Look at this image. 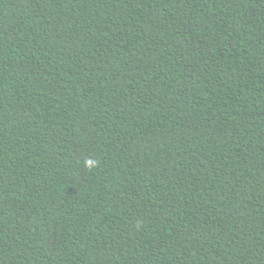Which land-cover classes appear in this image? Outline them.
Listing matches in <instances>:
<instances>
[{
  "label": "trees",
  "instance_id": "16d2710c",
  "mask_svg": "<svg viewBox=\"0 0 264 264\" xmlns=\"http://www.w3.org/2000/svg\"><path fill=\"white\" fill-rule=\"evenodd\" d=\"M0 264H264V0H0Z\"/></svg>",
  "mask_w": 264,
  "mask_h": 264
},
{
  "label": "clouds",
  "instance_id": "9594fccd",
  "mask_svg": "<svg viewBox=\"0 0 264 264\" xmlns=\"http://www.w3.org/2000/svg\"><path fill=\"white\" fill-rule=\"evenodd\" d=\"M98 162L96 160L89 159L86 161V167L89 169L96 167Z\"/></svg>",
  "mask_w": 264,
  "mask_h": 264
}]
</instances>
